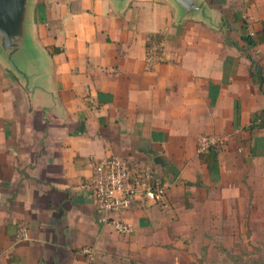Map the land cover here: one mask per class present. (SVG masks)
Here are the masks:
<instances>
[{
  "label": "crops",
  "instance_id": "crops-1",
  "mask_svg": "<svg viewBox=\"0 0 264 264\" xmlns=\"http://www.w3.org/2000/svg\"><path fill=\"white\" fill-rule=\"evenodd\" d=\"M202 1L212 24L178 21L168 0H33L39 88L0 60V264H178L264 216V0ZM203 135L222 142L198 154ZM113 156L166 187L162 205L122 215L127 235L89 199L86 163Z\"/></svg>",
  "mask_w": 264,
  "mask_h": 264
},
{
  "label": "built area",
  "instance_id": "built-area-1",
  "mask_svg": "<svg viewBox=\"0 0 264 264\" xmlns=\"http://www.w3.org/2000/svg\"><path fill=\"white\" fill-rule=\"evenodd\" d=\"M145 61L151 67L164 61L161 45L153 43L147 51ZM221 142L222 139L215 136H200L197 139L196 151L198 154H204ZM86 166L92 172L89 199L94 208L96 222L110 226L120 235L131 232L130 224L122 219V215L132 207L164 203L165 184L161 179L154 177L152 168L146 163L113 156L100 161L89 160ZM19 237L26 238L24 226L19 228ZM81 253L90 259L93 251L84 247Z\"/></svg>",
  "mask_w": 264,
  "mask_h": 264
},
{
  "label": "water",
  "instance_id": "water-1",
  "mask_svg": "<svg viewBox=\"0 0 264 264\" xmlns=\"http://www.w3.org/2000/svg\"><path fill=\"white\" fill-rule=\"evenodd\" d=\"M114 1L118 5L125 2ZM168 1L174 6L178 21L199 18L213 23L209 8L202 0ZM32 7L33 0H0V60L30 92L39 88L33 85V80L45 71V54L31 33Z\"/></svg>",
  "mask_w": 264,
  "mask_h": 264
},
{
  "label": "rangeland",
  "instance_id": "rangeland-1",
  "mask_svg": "<svg viewBox=\"0 0 264 264\" xmlns=\"http://www.w3.org/2000/svg\"><path fill=\"white\" fill-rule=\"evenodd\" d=\"M244 223V222H243ZM242 228L216 230L201 251L178 258V264H264V216L248 220ZM129 261L143 264L132 257L96 259L91 264H129Z\"/></svg>",
  "mask_w": 264,
  "mask_h": 264
},
{
  "label": "trees",
  "instance_id": "trees-1",
  "mask_svg": "<svg viewBox=\"0 0 264 264\" xmlns=\"http://www.w3.org/2000/svg\"><path fill=\"white\" fill-rule=\"evenodd\" d=\"M156 44H159V40L158 39H154L153 40ZM149 48H150V46H149ZM261 121H263V120H261ZM129 264H138V263H136V262H132V261H129ZM143 264H152V263H147V262H144ZM155 264H162V263H155Z\"/></svg>",
  "mask_w": 264,
  "mask_h": 264
}]
</instances>
